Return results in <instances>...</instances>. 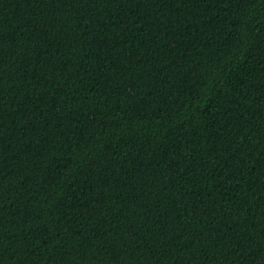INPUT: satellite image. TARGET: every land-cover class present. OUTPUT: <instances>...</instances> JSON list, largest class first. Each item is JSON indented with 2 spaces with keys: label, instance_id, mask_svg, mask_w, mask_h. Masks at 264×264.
I'll return each mask as SVG.
<instances>
[{
  "label": "trees",
  "instance_id": "obj_1",
  "mask_svg": "<svg viewBox=\"0 0 264 264\" xmlns=\"http://www.w3.org/2000/svg\"><path fill=\"white\" fill-rule=\"evenodd\" d=\"M0 264H264V0H0Z\"/></svg>",
  "mask_w": 264,
  "mask_h": 264
}]
</instances>
